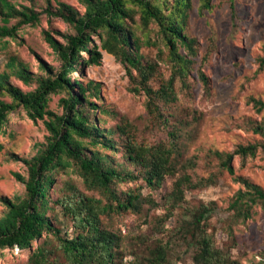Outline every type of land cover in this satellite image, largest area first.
Instances as JSON below:
<instances>
[{"label":"rangeland","instance_id":"374dc122","mask_svg":"<svg viewBox=\"0 0 264 264\" xmlns=\"http://www.w3.org/2000/svg\"><path fill=\"white\" fill-rule=\"evenodd\" d=\"M7 1L15 9L27 7L38 13L39 20L32 26H22L13 38L0 39V72H10L7 67L10 58L25 65L34 79L46 76L41 65L55 72L60 62L44 41V32H49L58 43H65V36L75 31L53 14L58 3L71 6L80 15L84 7L77 0ZM16 21L9 19L6 26L11 27ZM127 23L137 38L141 63L153 67L148 87L157 91L172 78L175 98L165 102L155 97L156 108L149 112L148 97L139 85L136 72L131 71V78L122 64L101 51L100 65L83 67L70 75L83 84L90 81L98 87V96L87 98L99 106L96 111L99 126L113 130L111 137L118 148L115 153L101 147L94 149L108 155L116 164L123 162L120 147L123 138L116 131L119 126L138 145L168 147L173 141L174 155H179L178 161L183 166L175 175H167L154 189L145 186L141 177L115 185L117 192L138 189L144 199L139 213L110 212L100 217L103 226L120 232L124 251L121 264H153L147 261L149 251L158 245L165 248L162 264H193L197 246L189 228L190 212L200 206L212 209L206 230L216 247L229 250L236 264H264V207L255 206L251 218L244 222H235L228 210L236 191L244 189L241 179L264 190V152L259 149L255 156L245 159L234 156L230 163L232 175L221 168L223 155L233 153L238 146L264 144V136L255 132L264 125V109L257 111L250 100L264 102V67L260 69L258 63L264 57V0H210L209 8L203 7L199 0H190L183 34L192 41L195 53L187 55V50L178 46V53L191 61L184 76L178 73L154 22L144 26L135 13ZM91 39L93 44L100 45L97 34ZM200 72L206 76V86L199 78ZM10 82L23 92L32 91L36 86V81L24 84L13 75ZM65 97V93L49 95L48 110L61 115L60 99ZM0 99L10 102L6 95H0ZM47 136L44 122H33L21 107L9 114L0 132L1 197L12 199L23 195L24 186L15 179L14 173L26 176L22 159L30 158L35 153V145L45 143ZM127 169L137 172L129 164ZM184 173L197 187L183 185L181 199L172 200L175 184ZM67 184L75 186L80 193L98 198V193L84 189L72 169L57 176L51 197L62 195ZM5 211L0 203V216ZM60 220L63 231L72 235L71 224L62 217ZM49 237L46 247L53 253L51 260L62 261L56 241ZM39 242H34L32 248ZM29 254V250L0 251V264H28Z\"/></svg>","mask_w":264,"mask_h":264},{"label":"trees","instance_id":"16d2710c","mask_svg":"<svg viewBox=\"0 0 264 264\" xmlns=\"http://www.w3.org/2000/svg\"><path fill=\"white\" fill-rule=\"evenodd\" d=\"M77 1L84 7L82 15L65 3H58V9L53 13L71 25L75 34L66 35L65 43H58L49 32H44V41L58 56L59 69L53 72L41 65L46 76L34 79L25 65L10 58L7 63L10 72H0V95L10 99V102L0 99V132L9 114L17 107H21L33 122L43 121L48 132L45 143L36 144L35 153L28 159H22L26 176L14 173L15 179L24 186L23 195L12 199L0 196V203L6 209L0 216V251L15 248L20 252L29 250L28 264H121L124 251L120 232L103 226L100 217L110 212L139 213L144 199L138 189L117 192L115 185L131 183L141 177L145 186L154 189L167 175H175L183 166L178 161L179 155H174L176 148L173 141L168 147L138 145L119 126L116 131L123 138L120 145L123 162L116 164L108 155L95 150V147H101L117 152L116 142L111 137L113 130L99 126L100 119L96 113L99 106L87 98L89 95L96 98L98 87L90 81L83 84L70 75L83 67L100 65L101 51H104L122 64L131 78V71L136 72L139 85L148 97L149 112L156 108L153 104L155 97L165 102L174 100L172 78L157 91L148 87L153 67L141 63L137 38L127 22L133 20L135 13L139 14L144 26L154 22L175 61L178 73L184 76L191 61L186 55L178 53V46L187 50V55L195 53L192 41L183 34L190 0ZM199 2L205 8L210 7V0ZM0 19L3 23L0 26V39L13 38L22 26L36 24L39 14L27 7L15 9L7 0H0ZM9 19L17 21L7 27ZM94 34L99 37V46L93 44L91 36ZM258 63L262 69L264 57L259 58ZM11 75L24 84L36 81V86L32 91L23 92L10 82ZM199 78L206 86L207 79L202 72ZM58 93L66 95L60 99L63 107L61 115H56L47 107L49 95ZM250 100L257 111L264 109L263 101ZM255 132L264 136V125ZM84 141L87 143L84 144ZM259 149L264 152V144L240 145L233 153L223 155L221 168L232 175L234 172L230 163L234 156L245 159L255 156ZM127 164L136 167L137 172L127 169ZM68 169L77 174L85 190L98 193V198L80 193L69 184L62 195L51 197L57 176ZM240 182L244 189H238L228 204L235 222L251 218L255 206L264 207V190L247 180L241 179ZM183 185L188 188L196 186L191 183V177L184 173L175 184L172 200L181 199ZM211 212L208 206H200L190 212L192 221L189 228L197 246L192 262L236 264L229 250L216 247L206 230ZM60 217L71 224L72 235L63 231ZM49 236L56 241L62 261L51 260L53 253L46 247L50 242ZM34 242L39 244L33 249ZM164 260V246L158 245L149 251L148 262L162 264Z\"/></svg>","mask_w":264,"mask_h":264},{"label":"built area","instance_id":"2783aa9c","mask_svg":"<svg viewBox=\"0 0 264 264\" xmlns=\"http://www.w3.org/2000/svg\"><path fill=\"white\" fill-rule=\"evenodd\" d=\"M15 250H16V252H17V253H19V252H20V250H19L18 248H15Z\"/></svg>","mask_w":264,"mask_h":264}]
</instances>
